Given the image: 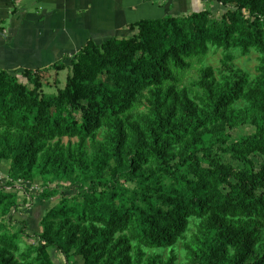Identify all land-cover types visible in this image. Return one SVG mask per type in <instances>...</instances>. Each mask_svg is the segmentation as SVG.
<instances>
[{
  "label": "trees",
  "instance_id": "obj_1",
  "mask_svg": "<svg viewBox=\"0 0 264 264\" xmlns=\"http://www.w3.org/2000/svg\"><path fill=\"white\" fill-rule=\"evenodd\" d=\"M219 2V14L142 20L131 36L89 42L57 95L43 92L44 69L25 70L26 83L0 70V160L21 180L51 175L80 190L42 218L37 263L53 264L55 250L67 264H143L148 250L186 241L195 220L189 264H264V0ZM219 50L226 82L205 66L201 95L181 89L193 61ZM253 51L254 78L233 64ZM242 99L249 106L233 107ZM14 199L0 189V211ZM27 230L0 226V264H34L19 245Z\"/></svg>",
  "mask_w": 264,
  "mask_h": 264
},
{
  "label": "crops",
  "instance_id": "obj_2",
  "mask_svg": "<svg viewBox=\"0 0 264 264\" xmlns=\"http://www.w3.org/2000/svg\"><path fill=\"white\" fill-rule=\"evenodd\" d=\"M215 3L223 6L219 0H0V70L18 75L64 64L61 74L89 42L128 37L139 21Z\"/></svg>",
  "mask_w": 264,
  "mask_h": 264
},
{
  "label": "rangeland",
  "instance_id": "obj_3",
  "mask_svg": "<svg viewBox=\"0 0 264 264\" xmlns=\"http://www.w3.org/2000/svg\"><path fill=\"white\" fill-rule=\"evenodd\" d=\"M202 6V4H201ZM219 8V9H218ZM223 8V9H222ZM203 10H211L215 14H219L224 10L223 6H219L218 3L207 5L203 4ZM235 60L233 62L236 69L243 70L248 73L252 78L257 76V67L259 66V54L255 51L248 55H244L240 52H235ZM223 52L213 51L203 61L194 60L193 67L181 74L180 88L188 91L197 92L201 95V91L193 86L194 81L200 78V73L205 66H211L215 69L217 76V84H223L225 80V72L222 69ZM70 71L58 73L56 70L46 71L42 77L43 92L47 95H57L60 88H64L67 77ZM18 78L26 83L27 80L18 74ZM247 91V90H246ZM201 110L205 109L204 102L197 101ZM146 102L143 107H140L141 111H145ZM249 106V102L245 99L238 101L233 107L244 108ZM244 131L235 132V141L241 136L247 133L253 132L251 126H247ZM77 140H73L75 143ZM68 139H64V145H67ZM11 162L7 160H0V189H6V192L14 194L15 204L17 207H12L11 211L7 214L0 211V226L4 227L6 231L11 234L20 232L23 227V223L27 224V236H24L19 245L22 252H26L31 255L34 264H40L35 261L38 256L36 248L38 247V234L43 232L42 218L55 206L60 204L63 200L79 199V188L77 185H73L67 180H53L51 175H37L34 180H21L18 176H15L11 170ZM167 185H170V180L165 181ZM56 190L57 195L48 197L45 200L40 198V194L46 188ZM197 221H192L190 232L188 233L186 241H182L173 249H166L161 251L148 250L143 264H154L153 261L158 259L161 263L166 264L170 258L174 255L177 256V264H189L188 251L186 249V243L192 242L194 235L198 232ZM263 245L264 246V228H263ZM264 247H259V253H263ZM51 260L53 264H67L66 259L57 251H51ZM28 262H26L27 264ZM72 264H84L82 257H74L71 260Z\"/></svg>",
  "mask_w": 264,
  "mask_h": 264
}]
</instances>
